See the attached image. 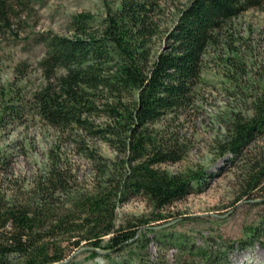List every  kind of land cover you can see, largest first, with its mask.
I'll list each match as a JSON object with an SVG mask.
<instances>
[{
    "label": "rangeland",
    "instance_id": "374dc122",
    "mask_svg": "<svg viewBox=\"0 0 264 264\" xmlns=\"http://www.w3.org/2000/svg\"><path fill=\"white\" fill-rule=\"evenodd\" d=\"M159 35L152 52L169 44V33L190 0H155ZM0 22V200H27L46 176H64L69 193L90 192L102 176V165L118 155L103 141L75 127L56 128L41 119L33 95L45 84L38 62L45 54L41 35L69 37L68 23L77 13L102 19L119 0H4ZM264 89V7L228 20L201 58L194 101L185 110L166 115L150 126L158 140L183 150L176 163L157 168L170 175L202 173L199 192L155 210L137 195L116 209L115 225L122 234L137 229L133 239L111 249L101 238L102 253L65 249L59 264H264V174L248 186L247 160L264 147V137L242 157L220 156L217 142L235 115L248 116L250 102ZM96 123L101 122L95 119ZM258 154V153H257ZM95 156L93 160L90 156ZM26 198V199H25ZM55 208L68 206L56 193ZM182 217H186L181 219ZM168 224V225H167ZM165 225V226H164ZM93 248V247H92ZM110 258H107V257Z\"/></svg>",
    "mask_w": 264,
    "mask_h": 264
},
{
    "label": "trees",
    "instance_id": "16d2710c",
    "mask_svg": "<svg viewBox=\"0 0 264 264\" xmlns=\"http://www.w3.org/2000/svg\"><path fill=\"white\" fill-rule=\"evenodd\" d=\"M5 7L0 0V22ZM263 7L264 0H190L169 33L170 44L159 52L151 44L160 33L155 0H119L102 19L89 12L73 15L69 37L41 35L45 54L38 67L45 84L33 95L38 116L52 127H75L118 155L101 166V181L90 192L69 193L64 176H46L24 202L0 200V264H59L65 259L55 241L60 236L76 239L73 248L83 241L102 248L101 238L110 236L103 249L114 248L138 231L126 227L122 234L116 227L119 205L143 195L161 210L199 192L202 173L170 175L157 168L180 161L183 150L158 140L150 126L192 105L201 58L223 25ZM249 113L229 120L217 142L220 156L238 159L264 137V89ZM247 161L253 189L256 176L264 174V147ZM56 193L67 195L66 208H55Z\"/></svg>",
    "mask_w": 264,
    "mask_h": 264
},
{
    "label": "water",
    "instance_id": "95a60500",
    "mask_svg": "<svg viewBox=\"0 0 264 264\" xmlns=\"http://www.w3.org/2000/svg\"><path fill=\"white\" fill-rule=\"evenodd\" d=\"M184 218H186V217H182L181 219H184ZM167 225H168V224H167ZM164 226H165V225H164ZM83 249H85V250H90V251L95 252V253H98V254L102 253V251H100V250H98V249H95V248H92V247H82L81 250H83Z\"/></svg>",
    "mask_w": 264,
    "mask_h": 264
}]
</instances>
